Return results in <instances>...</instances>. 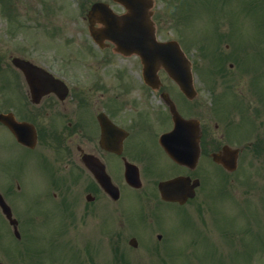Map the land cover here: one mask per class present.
I'll use <instances>...</instances> for the list:
<instances>
[{"label": "flooded vegetation", "instance_id": "obj_1", "mask_svg": "<svg viewBox=\"0 0 264 264\" xmlns=\"http://www.w3.org/2000/svg\"><path fill=\"white\" fill-rule=\"evenodd\" d=\"M100 2L118 15L129 13L113 0H0V196L18 222L12 225L0 207V234L7 227L19 240L13 264H49L34 233L53 229L66 240L47 242L55 248L71 246L72 259L90 263L87 250L74 243L73 218L105 214L107 203L115 207L114 215L124 210L141 225L129 226L131 231L115 226L116 264L136 262L127 248L140 245L147 250V264L184 259L264 264V52H254L255 61L263 64L257 66L248 65L250 52H242L251 91L246 76L242 82L229 80L235 78L234 65L222 64L238 55L217 53L221 59L211 67L212 80L197 75L192 97L164 69L159 81H147L141 57L118 52L109 41L104 48L82 49V64L67 54L28 52L33 50L25 36L44 34L54 40L60 34L58 14H68L73 4L86 8L92 41L91 28L100 35L104 25L99 17L91 24L87 14ZM177 114L190 121L180 145L173 138L164 140L176 130ZM169 150L183 151L184 161H176ZM229 155L235 156V172L218 163L230 162ZM239 170L243 176L234 178ZM218 172L230 190L244 187L233 200L226 232L218 226ZM175 179L182 181L177 191L183 202L162 197L160 184ZM126 191L134 196L130 205H125ZM9 198L18 202V213ZM207 202L212 208L206 209ZM51 216L59 222L54 224ZM171 227L175 234H169ZM104 231L102 225L98 235Z\"/></svg>", "mask_w": 264, "mask_h": 264}, {"label": "rangeland", "instance_id": "obj_2", "mask_svg": "<svg viewBox=\"0 0 264 264\" xmlns=\"http://www.w3.org/2000/svg\"><path fill=\"white\" fill-rule=\"evenodd\" d=\"M155 21L158 27V37L161 40H176L181 43L185 52L191 57L192 61L195 63L196 70L200 73H205L203 70H208L213 66L212 59L213 56L208 55L209 52L212 54L226 56L234 53L237 57L227 58L223 60L222 64L225 68H230L229 64L234 65L232 74L235 78H230L229 80H237L242 82V75L246 76V82L250 85L252 76L245 75L243 65L248 64L244 61L246 57L244 53L231 51L238 50L243 52H258V50H264V45H260L263 35V31H259V27L264 28V24L260 23L259 19L263 21L264 10L259 8L258 5H254L255 8H249L247 2L250 3L253 0H155ZM73 4V3H72ZM70 4V5H72ZM262 4V2H261ZM68 14L65 12H60L58 14V32L60 33L54 40L46 37L44 34H30L26 35L27 47L33 51L28 52H57L58 54H67L71 56L77 64H82L80 62L81 49H86L88 46L92 47L87 36V25L84 22V12L85 9H78L77 6H69ZM71 14V15H70ZM227 26V31L230 30L232 40L228 42L227 47L231 45L226 50V45L220 44L219 47V37L221 36L218 32H223L222 27ZM231 28V29H230ZM218 29V30H217ZM228 40V41H230ZM86 44V47L83 46ZM216 48L221 50L220 52H215L213 49ZM215 50V49H214ZM245 50V51H244ZM202 54L200 55V53ZM264 52V51H261ZM79 57H78V56ZM200 55V56H199ZM252 55V54H251ZM226 58V57H225ZM255 58L251 61L256 64ZM236 66V67H235ZM239 67V68H238ZM260 70H257V74ZM201 80L203 79L200 74ZM210 80V78H209ZM236 91H242V86L239 85ZM219 180L224 178V174L218 172ZM235 196H242L243 191L231 190ZM125 205H130L132 203V198L134 197L131 193L126 191ZM9 203L14 207L15 212L18 213V202L13 199H8ZM234 203L229 197H224L219 192V197L216 202L217 212L221 221H219L218 226L223 232H226L228 225V218L231 216L229 211H231V205ZM106 213L94 212L92 216L84 219L81 216H75L73 221L75 223L73 236L76 241H78L79 246H83L86 251L87 258L90 260V264H111V259L113 257V246L111 244L112 231L121 226L131 231L132 228L129 226L139 225L137 222H133L129 217H127L124 210L121 213L116 212L114 215L113 208L110 203H107ZM206 209L212 208L207 202L205 205ZM110 212V213H109ZM126 214V215H125ZM110 215V216H109ZM115 216V217H114ZM53 223L59 222L58 218L54 219V216L50 217ZM71 219V218H70ZM104 225L105 231L103 234L98 235V230ZM119 225V226H118ZM143 225V224H142ZM129 228V229H128ZM179 228V225L176 226ZM183 228V227H182ZM90 229L93 234L88 235L87 231ZM169 234H175L177 231L173 227L168 228ZM3 240H0V253L8 256L9 258L16 256L17 244L10 236V231L6 227L2 231ZM138 235L139 233H134ZM63 235V237H61ZM61 237V238H60ZM66 236L59 230H49L48 233L43 230H37L35 232L34 240L39 246L45 247L42 250L46 252V260L50 263L49 257L54 261V264H80L79 260L71 257L70 254L71 246L57 248L47 240L53 239L55 243L65 242ZM219 238V237H218ZM116 240V239H115ZM2 241V245H1ZM101 241L103 242L101 244ZM227 241V239L225 240ZM77 243V242H76ZM181 243V240L180 242ZM97 246V250L95 247ZM126 246L128 244L126 242ZM177 248V247H176ZM218 254L221 253L220 246H217ZM127 251L131 254H135L133 258H137V261L132 264H147L146 262V251L144 245H140L137 249L127 248ZM85 255V256H86ZM182 256L183 253H181ZM100 257V258H99ZM141 257L145 259L141 260ZM185 258V257H184ZM17 260L18 257L16 256ZM94 259V260H93ZM113 260V259H112ZM0 262L6 264L1 258ZM86 262V261H85ZM99 262V263H95ZM180 264L179 260H177ZM7 264H13V261H8ZM176 264V263H175ZM181 264H191L188 260H183ZM204 264V263H202Z\"/></svg>", "mask_w": 264, "mask_h": 264}, {"label": "water", "instance_id": "obj_3", "mask_svg": "<svg viewBox=\"0 0 264 264\" xmlns=\"http://www.w3.org/2000/svg\"><path fill=\"white\" fill-rule=\"evenodd\" d=\"M124 3L131 10V15L125 18H115L104 16V21L108 27V33H112L114 41L120 48L128 51L138 52L144 62L150 67H158L163 65L169 74L177 81H189L191 75L185 64L188 61L184 58L180 45L175 42H159L155 35V28L152 24L141 17L137 2L139 0H117ZM105 9L104 5H96L93 8L94 14L100 13ZM139 11V12H138ZM96 38V36H95ZM97 39V38H96ZM97 41H100L97 39ZM156 69V68H155ZM185 91H189L190 86H182ZM177 185V181L162 184L163 195L169 199H180L173 194V187ZM0 204L5 213L11 217L10 209L0 199Z\"/></svg>", "mask_w": 264, "mask_h": 264}]
</instances>
